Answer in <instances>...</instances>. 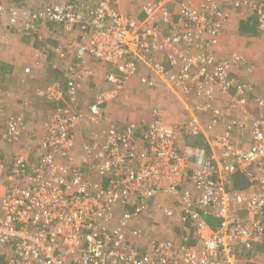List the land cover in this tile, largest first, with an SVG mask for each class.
I'll return each instance as SVG.
<instances>
[{
  "label": "built area",
  "instance_id": "built-area-1",
  "mask_svg": "<svg viewBox=\"0 0 264 264\" xmlns=\"http://www.w3.org/2000/svg\"><path fill=\"white\" fill-rule=\"evenodd\" d=\"M117 1L29 11L0 0V20L11 26L36 34L54 22L75 35L66 86L35 91L60 104L40 139L28 134L30 118L5 112L0 98V264H264L243 258L255 246L264 250V96L237 74L249 68L245 56L217 53L235 16L255 11L264 32V0H150L139 7L142 20L115 9ZM91 61L115 71L89 106L97 130L79 156L74 131L84 118ZM142 61L150 73L140 72ZM157 75L200 99V115L170 127L157 110L144 126L120 128L107 119V104L127 81L152 89ZM201 135L212 136L210 156L182 150L181 138ZM238 172L250 180L247 191L229 187ZM157 226L170 237L148 239Z\"/></svg>",
  "mask_w": 264,
  "mask_h": 264
},
{
  "label": "rangeland",
  "instance_id": "rangeland-1",
  "mask_svg": "<svg viewBox=\"0 0 264 264\" xmlns=\"http://www.w3.org/2000/svg\"><path fill=\"white\" fill-rule=\"evenodd\" d=\"M73 1H75L73 3H80L83 5L85 4L95 5L98 2V0H73ZM146 1H150V0H124V1L119 0V3L117 2L114 3L113 7L118 9V11L122 12L123 14L127 13L128 15V12H130L129 14L136 16L137 8L139 9L140 5ZM49 4L51 3H48L46 5H49ZM44 6H42L41 9ZM131 6L133 10L130 9ZM24 9L29 10V11L38 10L37 8H34V10H31L26 7ZM245 13L247 12H244L243 15ZM242 17L243 16L233 17L231 22H229L225 26L222 32L221 41L218 46L217 53L221 57L222 56L227 57L232 52H237L245 56L249 62V68L245 69L246 70L245 73L243 71H240L237 74L238 75L244 74V75H239L241 77V80L254 85V83L250 82V80L246 78V75L250 76L251 74L252 75L256 74V76H258L260 74L259 73L260 70L256 71L257 62H259L264 68V61L262 62V58L264 59V35L241 36L239 32H237V26L239 25L240 19H242ZM7 26H11V25L7 24ZM13 28L19 31H23V32L25 31L22 24L20 23H18V25H14ZM161 29H164V27ZM225 29H227V31H225ZM33 35H37L39 37L38 38L39 41H37V43L42 44L41 50L43 52L45 50L48 51L49 46L51 45L52 37L54 35L53 34L50 35L48 33L46 34L45 32L43 33L42 27H40L38 31L36 32V34H33ZM46 37H50V38L44 39ZM57 49H61L65 57L68 54L67 52H65V50L61 46H56L54 48L55 54H56L55 50ZM244 51H247L246 53H248L249 56ZM251 55H253V57H251ZM56 56L60 57L58 54H56ZM73 56H74V51H73ZM141 63L142 64L139 67L140 72L142 74L150 73L149 71L151 69L149 70V66L143 61ZM99 66L101 69L97 73L95 72V68H94V76H93L92 81L90 82L87 80L86 83H84L86 85L83 88L84 97H82V99L84 100V104H88L95 97V93L108 87L105 81V76L107 72L110 70V68L107 66L105 68L101 64ZM112 71L113 69H111V72ZM66 73L67 71L65 72V74ZM151 73H154V72H151ZM156 77H157V80H155L156 87L152 89H148L145 86L139 85L138 83L139 81L137 78L127 81L126 83L127 86H126L125 91L120 97L115 99L116 101L113 102L114 105H112L113 103L111 104V106L108 109V112L112 114L113 113L116 114L118 111L122 117H123V114H125L124 115L125 117H123V120H126L127 118L126 115L129 116L133 114V115H140L141 117L146 111H150L154 109V110H157L158 114H161V115L163 114V116H166V115L169 116L167 117V120H169V118L172 117V120L177 122L176 124H181L185 122L187 118H189V117L185 118L187 116V113H185V110L187 109H184L183 106H184V103H186L190 106L191 111L194 114L196 113L197 116L200 115L199 113H197L196 104H195L196 98L193 95L185 94L181 89L176 88L174 84L171 85L170 83H166L160 80L159 79L160 77L158 75ZM262 77L264 78V69L262 72ZM255 86H262V85H260L259 83H256ZM90 87H92V92L89 93L88 90ZM5 88H6L5 90H7L8 86H5ZM8 91L10 90L8 89ZM8 91H6V93L5 91L2 93L5 99H7V101L5 100V103L3 102V106L5 109V112L12 114L14 110L9 105L10 103L14 102L15 99H17V96L15 95L13 97V94L11 93V91L10 92ZM259 95H262V94H259ZM17 100H21V99H17ZM197 101H200V99H197ZM21 108L22 109H18V110H21L19 112H22L24 110L25 111L24 113L30 118V127L28 129V134H30L31 136H34V134L36 135L37 139H34V141L40 139L41 136L43 135L42 134V124L48 119L49 115L51 114L53 110L47 109L46 106H43L42 108H38L39 111L37 110V112L35 109L31 110V108H29V110H27L23 106ZM41 110L45 111L47 115L44 116V114L41 113ZM139 110H140V113L138 112ZM29 112H32V114H30ZM187 112L188 114H191L190 110H187ZM207 117L208 116L204 115L202 116V119H207ZM121 121L122 120L118 122L119 126L123 124ZM0 125H1V121H0ZM95 128L96 127L94 126V129ZM206 136H207V141L209 140L210 143H212V136L211 135L210 136L206 135ZM183 141L186 144V146H189V143L195 142V138H188L187 140L185 139ZM156 217L160 218V215L158 214V216ZM162 221L165 223L164 220ZM164 226L167 227L166 225ZM159 227L160 226L150 229L152 234L148 233L147 238L151 239L152 237H156L158 239H162V238L170 237V234L166 233L165 227L163 228H159ZM167 228L169 230H171V228H174L175 230V227L173 226L171 228L169 227ZM158 229L162 230L163 232L160 233ZM253 255L258 257L259 261H263L264 250H261V251L258 250L256 251V254L246 253L243 255V258L247 260L249 256H253ZM254 261H255L254 258L250 259V262H254ZM240 264H244V263L240 262Z\"/></svg>",
  "mask_w": 264,
  "mask_h": 264
},
{
  "label": "crops",
  "instance_id": "crops-1",
  "mask_svg": "<svg viewBox=\"0 0 264 264\" xmlns=\"http://www.w3.org/2000/svg\"><path fill=\"white\" fill-rule=\"evenodd\" d=\"M7 5L15 7V8H21L24 9L29 8L31 10H34V8H41L42 6L53 3V2H65L67 0H3ZM124 1V0H123ZM131 4V3H130ZM131 10H133L132 6L130 7ZM130 12H128L129 14ZM132 15V14H131ZM135 16V15H133ZM136 17L139 19H143L142 14H136ZM240 23V22H239ZM14 26H7L6 21L0 20V63L1 64H7L10 66H13L15 69L14 75L18 74L21 70L25 71L26 67H30L31 73H29L27 76L25 74L20 75V77H17V81L15 84H11L8 86V89L13 94V97L16 95L17 100L15 99L14 102L10 103V107L14 110V112H19L22 109V106H25L27 110L29 108L35 109L36 112L39 107L36 106L35 101L32 100L33 94H35V91L38 87L44 86L48 84V79L53 78L55 76L61 77L60 81H58L61 84H65V72L68 70L69 65L71 64L73 60V49L71 45V40L75 36L74 34H65L63 29L56 25H46L42 27V32L48 33L50 35H54L52 37L51 45L49 46L48 51L45 50L44 52L41 50L42 44H38L37 41H39V37L37 35H33L27 32L19 31ZM227 31V29H225ZM50 37H46L44 39H48ZM56 46H61L65 52L68 54L66 55V58L61 59L60 57L56 56L54 53V48ZM245 53L247 51H244ZM248 56L249 54L246 53ZM253 57V55H251ZM264 59L262 58V62ZM91 64L95 68V72L97 73L101 68L98 65V62L91 61ZM95 64V66H94ZM257 68L256 71H259V75H246V78L250 80V82L254 83V91L255 93L262 94L264 96V78L262 77L263 72V66L257 62L256 64ZM106 68V67H105ZM244 72V71H243ZM245 73V72H244ZM244 75V74H240ZM30 79H34L33 81H29ZM256 83H259L262 86H255ZM6 88L0 89V98L2 103H5V97L2 95V93L5 91ZM8 91V92H10ZM84 97V95H83ZM92 101V100H91ZM91 101L88 104H84V100L81 101V112L84 113V118L80 121L79 126L75 129L74 134L76 138V152L79 156H83L85 154V148L90 147L93 144V138L91 137V133L96 131L97 128L94 129V126L90 123V121L87 118V112L89 109V106L91 104ZM116 101H110L107 104L106 107V116L107 119L110 122H114L115 124H118L120 120L123 124H121L119 127L126 128L129 125L136 124V125H148L153 118V110L146 111L141 117L140 115H126V120H123V117H125L123 114V117L119 114L117 111L116 114H112L108 112L109 107L111 104ZM169 102V101H168ZM114 105V103L112 104ZM183 105V104H182ZM18 106V107H17ZM8 107V106H7ZM17 107V108H16ZM184 109L190 110L191 114H188L187 110H185V113H187V117H192L194 114L191 111V108L188 104L184 103ZM39 111V110H38ZM13 112V113H14ZM23 110L21 113H24ZM140 113V110L138 111ZM32 114V112H29ZM41 113L47 115L45 111L41 110ZM143 113V111H142ZM160 117L163 119L166 125L169 127L172 125H175L177 122L172 120V117L167 120V117L169 116H163V114H159ZM184 118V119H185ZM187 118L186 120H188ZM32 129V128H31ZM185 138H181L180 144L186 145L184 143ZM18 147V146H17ZM17 147L15 150H17ZM19 149H24V146H20ZM11 154V152H7V155ZM105 183V181H104ZM261 247H259L258 250H260Z\"/></svg>",
  "mask_w": 264,
  "mask_h": 264
},
{
  "label": "trees",
  "instance_id": "trees-1",
  "mask_svg": "<svg viewBox=\"0 0 264 264\" xmlns=\"http://www.w3.org/2000/svg\"><path fill=\"white\" fill-rule=\"evenodd\" d=\"M73 2H75V1L67 0L65 2H53L52 5H66V4H72ZM117 3H119V0L117 1ZM37 24L40 25L42 23L38 22ZM49 24L50 25L60 26V25H58V24H56L54 22L47 23L46 25H49ZM43 25H45V24H43ZM237 32H239V34L241 36L264 35V32L260 28V22L258 20V15L256 14L255 11H252V10L248 11L246 13V15L242 19H240V23L237 26ZM108 67L110 68V70L108 72H111V69H113V71H115L114 68L111 65H109ZM14 73H15V69H14L13 66L0 63V89L5 88V86H7V85L10 86L11 84H15L16 81H17V77H20V75H22V74H25V75L27 74L28 75V73H26L24 70L23 71L21 70L16 75H14ZM59 78H61V77L55 76L53 78L48 79V81H49L48 84L44 85V86H41V88H44V87H46L48 85H51V84H53L55 82L60 81L61 79H59ZM92 79H93V77H90L88 79V81L91 82ZM33 80L34 79H30L29 78L30 82L33 81ZM66 81L64 82L65 86H66ZM85 86L86 85H84V87ZM38 88H40V87H38ZM88 92L89 93L92 92V87L89 88ZM97 93H95V95ZM94 99L95 98L92 99L91 104L94 102ZM32 100L35 101L34 104H36L37 107L42 108L43 106H46V108L50 109V110H55L58 107V105H60V104H57L55 102L43 101L40 98H38L36 96V94H33ZM23 107H25V106H23ZM17 113L18 112L16 111L15 114H17ZM185 139L187 140V138H185ZM234 143H235L236 147H242L245 142L241 141V140H237ZM184 146H186V145H183L182 150H184ZM189 146H191L193 148L205 149L206 150V154L205 155H207V156L211 155V153H210L211 148H210V146H209V144L207 142V139H206L205 135H201L199 137H195V142L194 143H189ZM230 182H231V184H229V187H231L233 190H235L237 192L247 191L249 189V187H250V184H251L249 178L242 172H240V173L238 172V173L232 175V178H231ZM205 221H206V223L209 226H211L213 228H218L220 226V221L218 219L212 217V216H205ZM191 232H193V230ZM192 237H193V235H191V238ZM255 247H256L255 249H253L252 251H249L250 254H256V251H258L259 246H255ZM259 251H261V249Z\"/></svg>",
  "mask_w": 264,
  "mask_h": 264
},
{
  "label": "clouds",
  "instance_id": "clouds-1",
  "mask_svg": "<svg viewBox=\"0 0 264 264\" xmlns=\"http://www.w3.org/2000/svg\"><path fill=\"white\" fill-rule=\"evenodd\" d=\"M143 4V3H142ZM49 5H51V4H49ZM137 13L139 14L140 12H139V9L137 8ZM125 14V13H124ZM125 15H127V13L125 14ZM128 15H130L131 17H135V18H137L136 16H133V15H131V14H128ZM144 17V16H143ZM138 19V18H137ZM142 20V19H141ZM63 29V28H62ZM65 34H67L66 32H64ZM103 67H105V66H103Z\"/></svg>",
  "mask_w": 264,
  "mask_h": 264
}]
</instances>
